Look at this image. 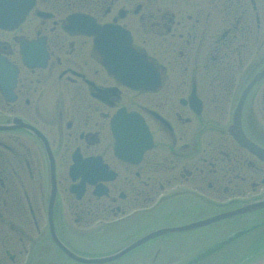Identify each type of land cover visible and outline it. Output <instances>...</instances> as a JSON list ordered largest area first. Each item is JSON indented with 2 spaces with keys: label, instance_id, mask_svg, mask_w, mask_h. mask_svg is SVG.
I'll return each mask as SVG.
<instances>
[{
  "label": "flooded vegetation",
  "instance_id": "af4514ba",
  "mask_svg": "<svg viewBox=\"0 0 264 264\" xmlns=\"http://www.w3.org/2000/svg\"><path fill=\"white\" fill-rule=\"evenodd\" d=\"M73 15L128 33L129 47L125 34L115 42L122 51L111 52L109 35L101 50L85 34L92 25L67 30ZM263 51L264 0H37L19 29L0 30V54L19 70L12 92L0 90V125L20 119L43 135L0 131V264L46 257L52 189L63 242L176 203L235 209L263 197L264 162L228 132ZM118 53L116 63L131 64L126 73L141 69L137 89L106 68ZM121 111L141 115L152 140L143 152V137H123L128 161L115 153ZM258 114L264 119V80L243 108L246 135L264 149Z\"/></svg>",
  "mask_w": 264,
  "mask_h": 264
},
{
  "label": "rangeland",
  "instance_id": "374dc122",
  "mask_svg": "<svg viewBox=\"0 0 264 264\" xmlns=\"http://www.w3.org/2000/svg\"><path fill=\"white\" fill-rule=\"evenodd\" d=\"M258 118L260 122L264 120L259 114ZM226 210H230V208L217 209L209 206H198L194 205L193 200H191L186 209H182L181 205L176 203L150 217L139 216L124 225L94 231L92 235H64V240L75 250L84 247L89 248V254L83 256L104 257L116 253L128 243L152 232L201 222L226 212ZM214 211L215 214L210 216ZM230 222L232 220L159 237L109 264H237L236 261L251 254V249L239 241H231L226 244V239L221 238L226 234L220 231L227 227ZM48 249L50 251L48 261L27 260L25 258L23 264H41L44 262L45 264H79L60 255L53 246L48 247Z\"/></svg>",
  "mask_w": 264,
  "mask_h": 264
},
{
  "label": "water",
  "instance_id": "95a60500",
  "mask_svg": "<svg viewBox=\"0 0 264 264\" xmlns=\"http://www.w3.org/2000/svg\"><path fill=\"white\" fill-rule=\"evenodd\" d=\"M33 5H34V0H0V27L11 28V27L18 25L19 23H21L24 20L25 16L29 12V10L33 7ZM11 12H15L16 16H14ZM262 78H264V71L261 72L256 77L254 82H257L258 80H261ZM9 93L10 92H8V94ZM238 118L240 119V113H239V115L237 114V120H238ZM231 133L238 140L247 141L245 136L241 132L240 123L238 124V121H237L236 125L232 127ZM117 154L123 159L128 158V155L121 152L119 148H117ZM263 208H264V199L260 200V201H256L254 203H251V204H249V205H247V206H245L239 210L220 215L218 217L203 221L201 223H196V224H193V225H190L187 227H183V228H178V229L160 230V231H157L151 235H148L147 237L141 239L140 241L130 245L129 247H127L126 249L122 250L121 252H119L117 254H114V255H111L108 257H103V258H85V257H81L79 255L72 253L57 238L54 227L52 224H51V231H52L53 239H54L55 243L57 244V246L59 248H61L74 261L79 262V263H83V264H106V263H109V262H112V261H115V260L121 258L127 252L135 249L136 247L142 245L143 243L147 242L148 240H150L152 238H155V237H158V236H161L164 234H168V233H174V232L186 231V230H190V229L199 228V227L209 225V224L216 222V221H219V220L234 217V216L240 215V214L250 213V212L260 210Z\"/></svg>",
  "mask_w": 264,
  "mask_h": 264
}]
</instances>
